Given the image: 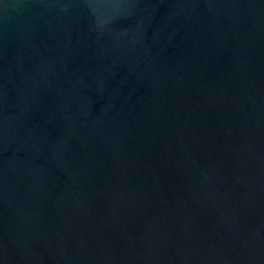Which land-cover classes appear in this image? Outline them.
I'll list each match as a JSON object with an SVG mask.
<instances>
[{
  "label": "water",
  "instance_id": "95a60500",
  "mask_svg": "<svg viewBox=\"0 0 264 264\" xmlns=\"http://www.w3.org/2000/svg\"><path fill=\"white\" fill-rule=\"evenodd\" d=\"M0 264H264V0H0Z\"/></svg>",
  "mask_w": 264,
  "mask_h": 264
}]
</instances>
